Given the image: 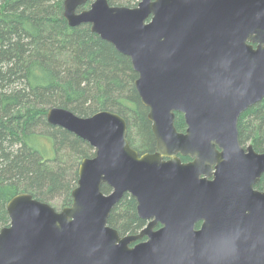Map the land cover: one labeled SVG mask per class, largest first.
Here are the masks:
<instances>
[{"label":"water","instance_id":"water-1","mask_svg":"<svg viewBox=\"0 0 264 264\" xmlns=\"http://www.w3.org/2000/svg\"><path fill=\"white\" fill-rule=\"evenodd\" d=\"M62 7L70 27L89 24L130 58L155 149L133 148L115 112L82 117L50 107L47 122L94 154L80 161L68 206L26 192L8 200L0 264H264V190L256 187L264 144L242 145L237 128L240 114L264 98V0ZM124 193L146 222L136 233L108 225Z\"/></svg>","mask_w":264,"mask_h":264},{"label":"trees","instance_id":"trees-1","mask_svg":"<svg viewBox=\"0 0 264 264\" xmlns=\"http://www.w3.org/2000/svg\"><path fill=\"white\" fill-rule=\"evenodd\" d=\"M137 1L108 0L127 6ZM62 2L0 0V229L9 222L7 202L18 193L50 205L56 202L60 208L71 204L78 164L94 154L85 140L47 122L50 107L82 117L115 112L127 122L130 145L131 132L142 141V148H133L144 152L155 147L130 58L89 24L70 27ZM174 123L184 130L181 113L175 114ZM237 128L242 145L262 149L264 98L240 114ZM256 187L264 190V172ZM101 188L110 191L106 184ZM135 206V199L124 193L112 207L108 225L121 234L136 233L144 221Z\"/></svg>","mask_w":264,"mask_h":264},{"label":"rangeland","instance_id":"rangeland-1","mask_svg":"<svg viewBox=\"0 0 264 264\" xmlns=\"http://www.w3.org/2000/svg\"><path fill=\"white\" fill-rule=\"evenodd\" d=\"M131 141H132L133 147H135V148H138L139 147V149L142 148L141 147L142 141L140 140V138L138 137V135H136L135 133H132V132H131ZM246 144H248V143H246ZM139 151H144V150H139ZM51 205L53 207H55L56 209H60L58 203H56V202L51 203Z\"/></svg>","mask_w":264,"mask_h":264},{"label":"flooded vegetation","instance_id":"flooded-vegetation-1","mask_svg":"<svg viewBox=\"0 0 264 264\" xmlns=\"http://www.w3.org/2000/svg\"><path fill=\"white\" fill-rule=\"evenodd\" d=\"M154 149H155V147H154ZM154 149H153V150H150V151H144V152H153ZM144 152H139V153L141 154V153H144ZM187 160H188V159H186V160H182V161H187ZM143 221H144V220H143ZM145 223H146V222L144 221V225H145ZM144 225H143V226H144ZM143 226H142V227H143ZM142 227H141V228H142ZM159 227H160V225H156V226H155L156 229L159 228Z\"/></svg>","mask_w":264,"mask_h":264}]
</instances>
